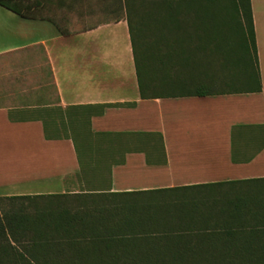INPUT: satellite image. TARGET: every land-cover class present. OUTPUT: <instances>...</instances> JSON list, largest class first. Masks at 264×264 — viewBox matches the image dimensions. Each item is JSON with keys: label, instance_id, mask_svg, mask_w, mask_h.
Instances as JSON below:
<instances>
[{"label": "crops", "instance_id": "crops-1", "mask_svg": "<svg viewBox=\"0 0 264 264\" xmlns=\"http://www.w3.org/2000/svg\"><path fill=\"white\" fill-rule=\"evenodd\" d=\"M251 6L260 91L143 98L125 15L77 6L81 28L62 29L49 0L32 17L0 5V196L192 197L215 210L219 197H264V0ZM49 108L62 121L37 113Z\"/></svg>", "mask_w": 264, "mask_h": 264}, {"label": "trees", "instance_id": "trees-1", "mask_svg": "<svg viewBox=\"0 0 264 264\" xmlns=\"http://www.w3.org/2000/svg\"><path fill=\"white\" fill-rule=\"evenodd\" d=\"M34 1L0 0V5L32 17ZM131 1L121 0L120 6L143 98L170 94L154 92L162 84L192 86L183 92L191 95L261 90L251 0H142L141 14ZM151 30L156 37L148 42L145 35ZM250 48L254 70L246 72ZM215 59L226 68L228 81L244 85L229 91L208 88L215 82L209 75ZM186 68L191 77L182 81L179 71ZM73 140L81 153L80 144H85L76 136ZM95 194L7 197L17 202L0 212V264H264V197L243 217L232 209L215 210L217 204L210 199L193 202L192 197L186 208L163 216L147 208L156 197ZM33 197L78 198L80 208L37 207L30 214L18 203Z\"/></svg>", "mask_w": 264, "mask_h": 264}, {"label": "rangeland", "instance_id": "rangeland-1", "mask_svg": "<svg viewBox=\"0 0 264 264\" xmlns=\"http://www.w3.org/2000/svg\"><path fill=\"white\" fill-rule=\"evenodd\" d=\"M51 2V5L54 9L44 12L52 15L54 17V20L58 22L60 27L62 29H78L81 28L82 25H74V18H76L77 14H81L80 11L77 10V6H82L85 10L84 13L92 12L93 15H96V20H109L112 18H115L117 16L125 15V11L121 8V0H65L64 4L65 7L61 8L59 0H49ZM142 0H132L131 5H133V8L135 11H137L139 14L142 13ZM149 1H146L145 4H148ZM140 11V12H139ZM79 14V15H80ZM138 14V15H139ZM156 36H154V31H148L145 35V38L148 42H150L152 39H154ZM249 42V41H248ZM250 44V42L248 43ZM251 47V46H250ZM247 53V62L248 67L246 68V72H252L254 70V55L252 52V48H250V52L246 51ZM215 64L213 68L210 70V76H214L215 82H213L208 88H212L217 91H229L231 88H239L244 85V81L241 80H232L228 81L227 75H226V68H223L218 61L215 59ZM202 69H204L203 65H199ZM157 70V68H156ZM155 70V71H156ZM178 71V68L174 71ZM187 70V71H186ZM185 72L180 70V76L182 78V81H188V79L191 77L189 76L191 72L186 68ZM191 70V69H190ZM189 71V73H188ZM245 70H242L244 72ZM177 72V73H179ZM173 74L176 72H172ZM194 73V72H193ZM192 73V74H193ZM228 73V72H227ZM233 73H237L238 71H233ZM236 74V75H237ZM140 77L141 81L145 84L147 81V72H145V69H140ZM189 77V78H187ZM200 79H203L204 81H209L208 78L205 76L198 77ZM50 87V86H49ZM192 89V86L189 85H183V84H173V85H166L162 84L158 86L154 92L156 93H183L190 91ZM52 93V89L49 90H40L39 91V101L40 102H51L50 95ZM53 97V95H52ZM56 102V98L53 100ZM52 101V103H53ZM27 108V107H24ZM42 108V107H40ZM39 108V109H40ZM54 109V110H53ZM53 110V111H52ZM40 116H46L48 120H55V123H59L62 121L61 114L57 109L52 108L47 111L46 115L45 112H37ZM31 114H28L30 116ZM77 132L75 131V136L77 137L79 143H83V146L85 144L87 149V142L90 140H86L85 134H87V126L82 121H75ZM61 130H59L57 133H60ZM63 132V131H62ZM65 132V131H64ZM52 133H56V131H52ZM77 133V134H76ZM90 143H88L89 145ZM80 149L83 150V147ZM92 157H94L93 153H89ZM88 155V156H89ZM98 155V154H97ZM104 181L102 180L100 182V185H103ZM261 193L264 194V185L259 187ZM77 194L83 195V192H78ZM173 194H182V193H173ZM75 195V194H74ZM8 196H0V212H4V209H8L12 203L17 201H11ZM157 201L147 206L149 210L152 212H160L163 216L164 214H170L172 211L178 212V208H186L189 205L188 197H156ZM261 197H219L220 201L219 203L222 204L220 207H223L226 211L230 212V210H234L239 216H245L247 211L251 212L250 208H257V202L260 200ZM161 199V200H159ZM173 199H179L173 200ZM80 199L68 197V202L66 201V198H47V197H33L32 199H25L23 201H20L18 204L22 203L24 210L30 214H34L35 211H38L36 208H59L62 209L66 206H72V209H79L80 208ZM173 203H176L177 205H173ZM53 204V205H52ZM90 205L89 203H87ZM17 205V204H16ZM91 207V206H90Z\"/></svg>", "mask_w": 264, "mask_h": 264}]
</instances>
